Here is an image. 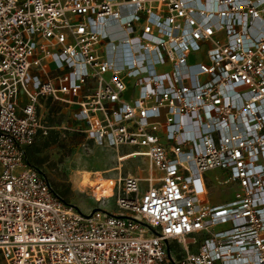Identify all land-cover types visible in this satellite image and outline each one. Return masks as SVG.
<instances>
[{
  "label": "built area",
  "instance_id": "built-area-1",
  "mask_svg": "<svg viewBox=\"0 0 264 264\" xmlns=\"http://www.w3.org/2000/svg\"><path fill=\"white\" fill-rule=\"evenodd\" d=\"M51 129L145 158L85 184L118 212L27 161ZM0 264H264V0H0Z\"/></svg>",
  "mask_w": 264,
  "mask_h": 264
},
{
  "label": "rangeland",
  "instance_id": "rangeland-1",
  "mask_svg": "<svg viewBox=\"0 0 264 264\" xmlns=\"http://www.w3.org/2000/svg\"><path fill=\"white\" fill-rule=\"evenodd\" d=\"M52 111L55 112L56 110L53 109ZM41 115L43 121L45 120L48 123H58L62 120L70 122L67 113L48 112L45 107L41 108ZM54 130L58 133L57 142L42 147L38 152H34L33 156L38 159L34 160L35 165L45 172L59 193L65 192L64 197L83 212H91L99 206L104 207L108 212H118L119 208L116 205V196L98 203L91 196L88 186L82 185L81 190L77 181L81 171H94L91 177L95 180L104 178L102 186L100 184L96 185L97 189L100 187L103 189V193L98 194V198H102L112 195L113 185L120 174L122 176L128 173L136 176L147 174L148 163L145 161V158L134 156L119 161V155H123L135 148L122 146L118 151L110 145L86 141L84 136L77 131L65 129L61 133L57 129ZM38 139L42 140V135H39ZM206 175L212 178L219 176L221 179L226 176L221 168L210 171ZM209 191L208 198L213 203L225 202L233 197L232 187L228 184L216 183L209 188Z\"/></svg>",
  "mask_w": 264,
  "mask_h": 264
},
{
  "label": "trees",
  "instance_id": "trees-1",
  "mask_svg": "<svg viewBox=\"0 0 264 264\" xmlns=\"http://www.w3.org/2000/svg\"><path fill=\"white\" fill-rule=\"evenodd\" d=\"M58 140V133L56 132V130L54 129H51L49 131V133L46 135V136H42V140L40 139H36V141L30 145L28 148H27V151H26V159L29 163L33 164L34 166L35 163H34V160H38L37 158H35L33 156L34 152H38L41 150L42 147L44 146H48L49 144H53L55 142H57ZM33 158V159H32ZM54 187V186H53ZM55 189V188H54ZM56 190V189H55ZM57 191V190H56ZM58 192V191H57ZM59 193V192H58ZM66 201H68L65 197H64V194L65 192H62L59 193Z\"/></svg>",
  "mask_w": 264,
  "mask_h": 264
},
{
  "label": "bare ground",
  "instance_id": "bare-ground-1",
  "mask_svg": "<svg viewBox=\"0 0 264 264\" xmlns=\"http://www.w3.org/2000/svg\"><path fill=\"white\" fill-rule=\"evenodd\" d=\"M92 173H94V171H90V170H83V171H81V174H80V176H79V178H78V183H79V187H81V190H82V185H85V184H88V183H90V184H92V185H98V184H100L101 186L103 185V183H104V178L103 179H101V180H95V179H93L91 176H92ZM95 173H100V172H95ZM75 180V181H76ZM96 193H97V196L99 197V193H103V189H102V187H100V188H98V189H96ZM106 195V194H105Z\"/></svg>",
  "mask_w": 264,
  "mask_h": 264
},
{
  "label": "crops",
  "instance_id": "crops-1",
  "mask_svg": "<svg viewBox=\"0 0 264 264\" xmlns=\"http://www.w3.org/2000/svg\"><path fill=\"white\" fill-rule=\"evenodd\" d=\"M128 152V151H127Z\"/></svg>",
  "mask_w": 264,
  "mask_h": 264
}]
</instances>
